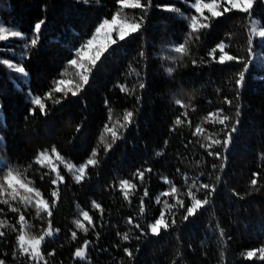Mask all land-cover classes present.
<instances>
[{
    "label": "trees",
    "instance_id": "1",
    "mask_svg": "<svg viewBox=\"0 0 264 264\" xmlns=\"http://www.w3.org/2000/svg\"><path fill=\"white\" fill-rule=\"evenodd\" d=\"M194 2L141 0V8H125L119 0H0V25L22 33L0 42L4 264H264L259 253L264 248V40L252 32L264 27V0H256L250 13L234 9L219 17L207 10L197 13ZM117 14L141 27L111 45L93 67L80 53L95 54L107 31L96 34L95 29ZM193 16L198 25L208 26L193 31ZM94 35V45L85 48ZM112 35L116 39V33ZM34 38L36 45L31 44ZM221 42L239 60H213L210 52ZM181 44L187 51L176 53ZM220 55L217 49V59ZM246 64L245 81L237 87ZM82 74L89 75L87 84ZM56 87L63 91L56 92ZM36 97L45 105L43 112L33 103ZM129 111L130 124L123 119ZM224 116L229 117L227 127L219 123ZM106 126L117 132L115 141ZM233 126L237 130L225 145ZM88 159L97 163L89 165L77 183L75 168ZM68 164L75 166L73 171ZM9 171L41 196L19 185H14L19 194L13 193L6 180ZM124 181L135 187L123 186ZM189 190L208 203L185 220L192 203ZM24 196L32 203L24 202ZM41 198L49 204L51 217L46 212L37 215L35 202ZM85 211L91 224L82 216ZM162 211L169 227L153 235L149 225ZM20 215L25 217L23 225ZM77 220L87 231L76 227ZM22 226L29 237L37 238L51 227L53 234L41 244L44 260L21 252ZM80 248H85L83 259L74 255ZM253 250L256 256L247 258Z\"/></svg>",
    "mask_w": 264,
    "mask_h": 264
},
{
    "label": "snow or ice",
    "instance_id": "2",
    "mask_svg": "<svg viewBox=\"0 0 264 264\" xmlns=\"http://www.w3.org/2000/svg\"><path fill=\"white\" fill-rule=\"evenodd\" d=\"M119 2L125 8H129V7L130 8H141L142 7L141 0H119ZM255 2H256V0H211L210 3H204V2H202V0H195V2L193 3L192 6L195 8V11L197 13H200L201 15H203L204 10H207L212 17H219V16L223 15L224 13L230 12L234 9L239 10V11L244 12V13H250V10L253 8V5ZM222 4H223V11H220L219 9L221 8ZM205 19H207V17H205ZM207 26H208L207 24H199L198 25L197 19L195 16H193L191 18L190 27L193 31L197 30L198 27L204 28ZM140 27H141L140 23H135V22L129 23L126 20H121L119 18L118 14L115 15L111 19V21L105 19L95 29L96 34H100L102 31L107 30L105 32L106 39H105L104 43H102L97 48V50L95 51V54L93 56L88 57V54L86 52H83V51H81L80 55L82 58L87 57L90 60L91 65L93 67H95L97 65V62L100 61L101 57L109 50L111 45L116 44L118 40L123 41L130 34L137 32L140 29ZM34 28H35V33L37 34V38H38V33H39L40 28H41V23H37L34 26ZM113 32L116 33V39H113V35H112ZM252 32L255 36H258L260 39L264 40V27L253 28ZM20 37H22V33L19 30H7L3 27H0V42L7 41V40H9V38H20ZM37 38L31 39L32 45L37 44ZM95 41H96V36L94 35L91 39L86 41L84 47L85 48H91L94 45ZM249 43L251 44L252 41L250 40ZM225 48H226V45L223 42H221L215 48H213L210 52V55L212 56L213 60H215L216 62L221 63V64H224L228 61L239 60L238 57L228 54L225 51ZM217 49L221 53V55L218 57V59L215 56V52L217 51ZM174 51L176 53H185L187 51V49L185 48L184 44H181V45L175 47ZM249 51H250V53H252L254 55L253 49L250 48ZM4 63H7V61H4ZM70 63L75 66V65H77V60L73 59V60H71ZM8 67L13 68L14 66L12 64H8ZM79 67L82 69H85V72L91 71V69L85 68V66L83 64H80ZM248 69H249V65L246 64L245 70L239 74V79L236 80L237 87L243 86V83L245 81V75H246V72L248 71ZM15 71L17 73H21V74L25 73V69L23 67H15ZM167 71L169 73H171L172 69L168 68ZM80 78L83 81V84H87L89 82V75L88 74H82ZM59 83L64 84L65 81L61 80ZM79 87L80 86L77 85V88H79ZM141 87H143V85H141ZM55 91L56 92H62L63 89H61L60 87H56ZM69 91H71V89H69ZM76 94H77L76 92H72V95H76ZM57 102H59V101H57ZM226 102L230 103V101H227V99H226ZM33 103L35 105H39L42 112L44 111L45 105L41 102V99L39 97L34 98ZM177 103L179 104L180 101H177ZM220 111H222V110H220ZM237 115H239L238 111H237ZM132 117H133V113L131 111H129L124 115L123 119L126 123L130 124ZM227 120H229V117L224 116L223 118L219 119V123L221 125H225V127H227V125H226ZM176 123L177 124L181 123L179 118L177 119ZM236 123L238 124L239 121H237ZM120 127H125V125L121 124ZM236 130H237L236 127L233 126L231 128V131L228 132L226 139L223 141V143L225 145H228L231 142L232 133H234ZM106 131L111 133V135L113 137V141H115V139L118 138L117 132L113 128H107V126H106ZM201 131L202 130L199 127H197L196 133H200ZM196 133H194V134H196ZM212 143L213 144H220L221 141L220 140H213ZM109 147H111V146L109 145ZM209 147H211V145H209ZM53 152H55V149H53ZM92 155L94 156L95 152H93ZM157 155H159V153H157ZM209 155H213V153L210 151ZM216 155L218 156L219 154H216ZM41 158L42 159H48V157L44 153H41ZM41 158H38V160H37L38 163L42 162ZM57 159L58 160L61 159L59 157V155H57ZM96 163H97L96 160L88 159L84 165L79 166L78 168H75V166L71 165V164H68L67 168L69 171H73V169L75 168L74 179L77 183H80L84 179L86 168L89 165H95ZM148 171H151V170L148 169ZM76 173H78V174H76ZM143 175H144V173L141 172L140 177L143 178ZM57 179L62 182L64 177L61 176L59 174V172H57ZM6 180H7L8 187L11 188L12 192L16 193L17 195L19 193H17V189L14 185H19V187L24 189L25 192H28V193L35 192L36 197L41 196V193L39 191L35 190L34 188L28 187V185L26 183H24L21 179H19L18 176H14L11 171L8 172ZM256 182L257 181L255 179L252 180L253 185H255ZM55 183H56V180H53V184H55ZM123 186L135 187V185L128 184L127 181L123 182ZM192 187H196L195 184H193ZM200 187L204 188V189H208L209 185L201 184ZM171 191L173 193H175L177 191V189L175 187H173ZM212 191L214 192L215 189L213 188ZM0 192H2V190H0ZM145 195H147V192H145ZM165 195H167V193H165ZM188 195L191 198L192 203L190 206H188L186 208V213L184 216L185 220H187L190 216H194L199 208H201L203 205H206L208 203L207 198H205L204 200L197 199L196 196L193 195L191 190H189ZM52 196L56 197L57 192L53 191ZM12 199H16V196L13 195ZM21 199L26 203H29V204L32 203L31 197L24 196ZM125 199H127V193H125ZM4 202L7 203V201H4ZM177 203L181 207H184L182 200L177 201ZM93 205L96 208L100 207V205L96 204L95 202H93ZM165 205H166V207H169V208L174 207V205H168L167 202H165ZM35 207L37 209V215L38 216L40 215L41 212H46L47 215L49 217H51L52 212L50 211L49 204L45 200H43L42 198L36 200ZM12 211L15 212V211H17V209L13 208ZM141 211L143 212V207H141ZM82 216H83L84 220H87L89 222V224H91V222H92L91 217L89 216L87 211L83 212ZM19 220L23 225L25 217L23 215H20ZM131 222L132 221L130 218L129 223H131ZM172 222L175 223L174 220ZM75 223H76L77 228H80V229H83L84 231H87V229L84 228V225L79 220H77ZM49 224H50V221H49ZM3 226H4L3 223H0V227H3ZM136 227H139V225H136ZM168 227H169V225L164 219V212L163 211L161 212V216L149 225L150 231L153 235H159L160 230L162 228L164 230H167ZM21 231H22V234L18 236V245L21 249V252L23 254L28 255L30 257V259H32V260H44V256L41 253V244H42V241H44L45 236H51L53 234L51 227H49V229L45 233V235L39 236L38 238L37 237H29L27 235V233L23 231V226H22ZM3 235H4V233L0 232V236H3ZM72 237H73V239L76 238L75 232L72 233ZM123 239L128 240L129 239L128 235L125 234ZM87 243L88 242H85V248L87 247ZM85 248L77 249L74 253L75 257L83 259L85 257ZM125 251L128 253L129 256L132 255V253L129 252L127 249H125ZM259 253H260V259L264 260V248L259 249ZM49 255H54V253H49ZM254 256H256V250L249 251L247 253V258H249V259L253 258ZM0 264H4V261L0 260ZM45 264H47V262H45Z\"/></svg>",
    "mask_w": 264,
    "mask_h": 264
},
{
    "label": "rangeland",
    "instance_id": "3",
    "mask_svg": "<svg viewBox=\"0 0 264 264\" xmlns=\"http://www.w3.org/2000/svg\"><path fill=\"white\" fill-rule=\"evenodd\" d=\"M0 27H2V26L0 25ZM5 29H6V28H5ZM7 30H8V29H7ZM10 39H12V38H9V40H10Z\"/></svg>",
    "mask_w": 264,
    "mask_h": 264
}]
</instances>
